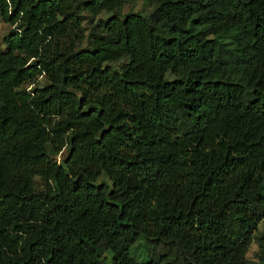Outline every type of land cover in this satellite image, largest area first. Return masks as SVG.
<instances>
[{
    "label": "trees",
    "instance_id": "obj_1",
    "mask_svg": "<svg viewBox=\"0 0 264 264\" xmlns=\"http://www.w3.org/2000/svg\"><path fill=\"white\" fill-rule=\"evenodd\" d=\"M1 21L0 264H264V0Z\"/></svg>",
    "mask_w": 264,
    "mask_h": 264
},
{
    "label": "rangeland",
    "instance_id": "obj_2",
    "mask_svg": "<svg viewBox=\"0 0 264 264\" xmlns=\"http://www.w3.org/2000/svg\"><path fill=\"white\" fill-rule=\"evenodd\" d=\"M124 12H128V11H137V12H145L146 9L143 7L142 5V1H137L133 4H127L125 7H124ZM102 17L106 16L105 13H102L101 14ZM13 28V26H11L10 24H7L5 22H0V51H2L5 47L4 45V42H3V38L4 36ZM45 83V79L44 78H39V80L33 84H27L25 85L27 88H30L34 85H43ZM66 153H67V149L64 148L56 157L57 160H61L63 157L66 156ZM99 180H106V178L104 176H101L99 178ZM257 249V245L256 243L255 244H252L251 246V250L249 252V256H252L253 253L256 251Z\"/></svg>",
    "mask_w": 264,
    "mask_h": 264
}]
</instances>
